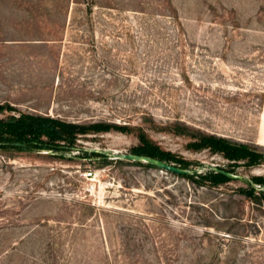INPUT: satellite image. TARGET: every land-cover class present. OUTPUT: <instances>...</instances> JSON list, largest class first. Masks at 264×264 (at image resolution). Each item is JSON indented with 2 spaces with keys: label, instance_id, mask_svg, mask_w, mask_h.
I'll return each instance as SVG.
<instances>
[{
  "label": "rangeland",
  "instance_id": "1",
  "mask_svg": "<svg viewBox=\"0 0 264 264\" xmlns=\"http://www.w3.org/2000/svg\"><path fill=\"white\" fill-rule=\"evenodd\" d=\"M0 108L137 129L0 148V264H264V197L247 196L264 178V0H0ZM140 132L191 173L239 178L118 163ZM200 133L259 161L196 150Z\"/></svg>",
  "mask_w": 264,
  "mask_h": 264
},
{
  "label": "trees",
  "instance_id": "2",
  "mask_svg": "<svg viewBox=\"0 0 264 264\" xmlns=\"http://www.w3.org/2000/svg\"><path fill=\"white\" fill-rule=\"evenodd\" d=\"M2 109V108H0ZM128 130L127 132H136L137 129L127 126L110 125L105 123H69L58 118L43 115H26L20 117H9L0 119V148L17 149L21 151H45V152H69L77 148V142L81 137L90 134H99L110 132L113 129ZM139 130V129H138ZM139 138V145L134 147L130 154L140 155L157 159L162 162L174 164L181 169L189 170L188 164L183 159L176 157L173 153L163 150L158 144L149 140L145 133H136ZM196 150L209 149L212 153L220 154L224 158L232 161H243L246 166H254L258 163L260 156L251 152L246 145L235 143L227 138L217 137L215 135L201 134L197 136V141L193 143ZM80 153L95 159L101 167L111 163L110 157L99 152H90L89 150H78ZM114 161V160H112ZM118 163L145 164L148 167L156 168L152 165L142 162H129L117 160ZM223 171L232 173L230 170ZM211 173H191L179 175L183 178L192 179L203 178L213 186L221 185L232 179L219 171L209 170ZM252 184L260 186L257 190L255 186H250L247 194L254 202H259L260 197H264V178L255 177Z\"/></svg>",
  "mask_w": 264,
  "mask_h": 264
},
{
  "label": "water",
  "instance_id": "3",
  "mask_svg": "<svg viewBox=\"0 0 264 264\" xmlns=\"http://www.w3.org/2000/svg\"><path fill=\"white\" fill-rule=\"evenodd\" d=\"M90 152H99L102 153L106 156H110L109 151H100L98 149H90ZM114 159L117 160H126L129 162H142V163H146L149 165H152L160 170L166 171V172H170V173H174L177 175H187V174H191V172L189 170H185V169H181L178 166L174 165V164H169L166 162H162L159 161L157 159L154 158H150V157H145V156H140V155H133V154H123V153H115L113 155ZM213 170L215 171H219L220 173L226 175L227 177L231 178V179H238V176H235L231 173L225 172L223 170L217 169V168H213Z\"/></svg>",
  "mask_w": 264,
  "mask_h": 264
}]
</instances>
